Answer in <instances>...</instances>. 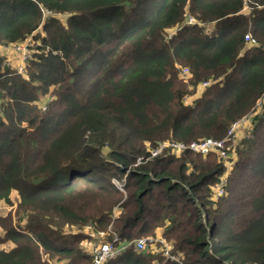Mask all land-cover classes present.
I'll return each mask as SVG.
<instances>
[{
	"label": "trees",
	"instance_id": "obj_1",
	"mask_svg": "<svg viewBox=\"0 0 264 264\" xmlns=\"http://www.w3.org/2000/svg\"><path fill=\"white\" fill-rule=\"evenodd\" d=\"M43 10L68 14L67 27ZM26 44L25 60H8L9 50ZM175 64L191 71L190 85L207 82L191 104L184 105L189 91ZM50 87L56 95L39 106ZM155 104L166 109L165 124L159 115L153 122ZM250 111L264 143V0H0V201L11 204L15 192L19 220L34 228L27 234L0 223L12 243L0 250V264H46L39 247L92 264L75 242L47 238L57 237L63 218L112 225L119 245L158 229L176 256L130 245L105 264H264L263 143L240 151L252 148L230 183L223 184L225 163L214 151H164L133 166L163 142L221 140ZM117 123L121 146L139 134L149 146L94 144L95 134ZM110 168L125 180L124 193L110 183ZM83 197L89 214L72 206Z\"/></svg>",
	"mask_w": 264,
	"mask_h": 264
},
{
	"label": "rangeland",
	"instance_id": "obj_2",
	"mask_svg": "<svg viewBox=\"0 0 264 264\" xmlns=\"http://www.w3.org/2000/svg\"><path fill=\"white\" fill-rule=\"evenodd\" d=\"M248 10L249 9H247L245 7L243 12H247ZM44 14H45V16L51 15V16L58 18L59 23L61 25H64L65 27H67V21H68V16H69L68 14L53 15L49 11L43 10V15ZM200 25L203 26L202 23H200ZM207 26H208V30H209L210 25H207ZM177 29H180V27H178ZM176 32L177 31L174 29L167 31L165 33L164 41H168L170 39V37H172V35ZM247 42L250 44L249 40H247ZM249 47H251V46H249ZM22 48L23 47L21 45H19L14 50H9L6 54V57L8 58V60L12 61L13 59H17L19 55H20V57H19L20 61L25 60L28 56L27 55L28 52L26 53V51H23ZM175 65L177 66L176 67L177 68V76H178V79L180 80V83L183 84L184 86H187L186 89L189 91V95H186L184 97V100H185L184 105L185 104H191L195 100V98H197L205 90V86L207 84L204 85V83H207V82L200 81L199 83H197L194 86L190 85L191 78H192L191 71L188 70V68H187V70L184 72V70H183L184 66H182L181 70H180L179 64H175ZM190 69H191V67H190ZM204 94L205 93L201 94L199 97H201ZM55 95L56 94L53 91V88L50 87L49 91H47L46 94L44 95V99H42L41 102L37 101V104H39V106H41V107H44L43 103L46 102L48 99L52 100V98ZM258 104H261V103L258 102ZM176 109L177 108L172 106L170 112H172ZM151 114L153 117V122H154L155 116L159 115V116H162L161 123L165 124V121L163 118H164V116H167L168 114H167L166 109L162 108L161 105H158V104L153 105L152 109H151ZM254 117H255V114L253 113V111H250L248 115L243 116L242 118H240L238 121L234 122L231 125V127L229 128V130H232L230 135H228L229 130L227 131V133L225 135L226 140L227 141L229 140V143L227 145L226 144L222 145L223 149H226V151H227L226 158L222 159L223 163H225V169L223 171L224 173H223L222 177H224L223 181L226 183H230L232 181V179H230V178L234 177L235 174H239V166L242 164V159H240L239 157H243L247 153L251 152L252 148L244 150L242 155L240 154V151L243 148H250L251 142L263 143V142H261V139L259 137L255 136V133L258 132L259 129H256L255 133H254V129H255V127H253L255 124ZM124 133L125 132H124L122 125L120 123H117V124L111 126L107 130V132L95 134L93 137L95 141H93V142H94V144H97L99 142L100 143H106L107 146L110 147L112 150H125V149H127L129 151L131 149H134V150L142 149L145 145L149 146V144H150V142L148 140H142L141 137H143V136L139 134V135H135V136H139L140 138L134 137L130 143H128L127 145L124 144L121 146L123 140L125 139ZM132 136H134V134ZM206 140H211V141L215 142L214 140H216V139L208 138V139H205V140L198 142V143H202ZM163 143H167V142H163ZM163 143H160V144H163ZM190 143H192V142H190ZM183 144H188V143H183ZM48 145H49V142H46L44 144V147L47 148ZM180 150L173 151L169 148H165L159 154H161L164 151H166V152L168 151V152H172L174 154H178ZM211 151L218 153V149H216V148H213V150H211ZM104 153L105 152H102L100 155H96V159L94 160L95 165H98L99 162H101L100 160L103 159ZM233 155H234V157H233ZM218 157H221V156L219 155ZM146 158L147 157H143V156L138 157L137 161L133 164V166H137L138 164L151 162L150 160H152V159H148L147 160L148 162L147 161L144 162V160ZM108 173H109V177H110L109 178L110 183L115 188H117L120 192L124 193L125 192L124 191L125 180L124 179L118 180L117 178L114 177V176H120L118 171L114 168H110ZM253 193H254V189L250 187L247 191L248 197H250ZM218 196H220V195L217 194V190H216L215 191V199L218 200ZM10 198H11L10 199L11 204L5 203L4 201H0V220H2L0 223L3 225H6L7 227H15L16 230L30 234V232L34 231V228L30 227L29 224H27L25 220H19V216L22 217L23 215H22L21 211L19 213L18 212L19 210H17V206H16L17 198L15 196V192L11 193ZM217 200H215V201H217ZM87 202H88V200L84 197L83 198H77V199L74 198V200L72 201V206L78 207L79 209L84 208L85 212H82V213L89 214L92 206H85L87 204ZM116 212H118V206L113 208V215L114 216H115ZM78 217H81V216H78ZM9 218H10V220H9ZM61 222H62V228H61L60 232L58 230L57 231L52 230L56 233L57 237H55L53 235V233H51V231H50V232H46L48 234L47 238L49 237L51 242L57 246H65V245L71 244L72 242H75L73 245L74 246L77 245V248L79 249L82 256L84 255V256L91 257L92 264L94 263V249L96 248L97 245H100V238H114L115 236L117 238H119L118 234L112 230V228H113L112 225H109L107 228L103 229L101 227L93 228V227L89 226L88 224H82L81 222H71V221L69 222V220L67 218H63V220ZM67 222H69V223H67ZM58 225H59L58 221L55 222V225L53 224V226H55L56 229H57L56 226H58ZM108 230H110V232H108ZM105 233H107V234H105ZM155 234H156L155 236L142 235L141 237L150 238L151 241H149L146 244V247L152 249L153 253L160 252L165 257L164 260H166V259H168L167 258L168 255H172L170 253V250H171L170 244L168 242H166L167 253L163 250L158 251L159 246L161 247V244L158 241H155L154 239L155 238H164V237L161 236L160 232L158 233V229L155 231ZM139 237L140 236H134L133 239L129 243H131L134 239H137ZM11 248H12V243L9 240H6L5 230L3 229L2 226H0V250L9 251ZM39 256L41 257V261L45 262L46 264H73V260L58 259L57 257H52L48 253H45L40 247H39ZM250 263H252L251 260L249 258H246L245 263H243V264H250ZM81 264H87V261L83 260L81 262Z\"/></svg>",
	"mask_w": 264,
	"mask_h": 264
},
{
	"label": "built area",
	"instance_id": "obj_3",
	"mask_svg": "<svg viewBox=\"0 0 264 264\" xmlns=\"http://www.w3.org/2000/svg\"><path fill=\"white\" fill-rule=\"evenodd\" d=\"M44 16L45 14L43 15V18ZM194 22H195V18L188 16V24L194 23ZM245 40L246 41L248 40V36H245ZM21 46L23 47L22 48L23 51L27 50V44L26 46L25 45H21ZM183 70L185 72L187 68H183ZM206 84L207 83H204V85ZM231 131L232 130H229L228 135L231 134ZM214 141L215 142L211 140H206L202 143L192 142L188 144L177 143V142H167L163 144H158L156 147L150 150V155L144 160V162H146L148 159H152L153 157L157 156L165 148H169L173 151L180 150V149H181L180 151L190 149V150H193L201 154H206L210 152L211 150H213V148H216L218 149L219 155L222 158H226L227 151L226 149H223L222 147V145L226 144V141H227L226 138L224 137L221 140H214ZM223 184H224V181H223ZM217 194L219 195L223 194L222 185L218 187ZM108 232H110V230H108ZM118 239L119 238H117L116 236L114 238H100V245H97L96 248L94 249V263L93 264H105L106 261L112 258H115L130 245H132L135 250L142 251L146 248V244L149 241H151L150 238L142 237V238L134 239L131 243L119 245L117 244L119 241ZM154 240L158 241L161 244V247L159 246V251L163 250L167 253V245H166L167 241L165 240V238H155ZM167 258L170 260H176V258L173 255H168Z\"/></svg>",
	"mask_w": 264,
	"mask_h": 264
},
{
	"label": "crops",
	"instance_id": "obj_4",
	"mask_svg": "<svg viewBox=\"0 0 264 264\" xmlns=\"http://www.w3.org/2000/svg\"><path fill=\"white\" fill-rule=\"evenodd\" d=\"M210 27V29H212V27H213V24L211 25V26H209Z\"/></svg>",
	"mask_w": 264,
	"mask_h": 264
},
{
	"label": "clouds",
	"instance_id": "obj_5",
	"mask_svg": "<svg viewBox=\"0 0 264 264\" xmlns=\"http://www.w3.org/2000/svg\"><path fill=\"white\" fill-rule=\"evenodd\" d=\"M251 44H253V43H251Z\"/></svg>",
	"mask_w": 264,
	"mask_h": 264
}]
</instances>
